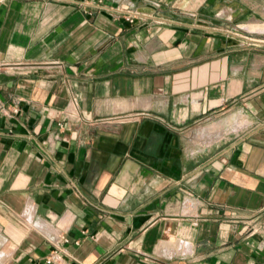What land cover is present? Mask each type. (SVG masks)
<instances>
[{"label": "crops", "instance_id": "obj_1", "mask_svg": "<svg viewBox=\"0 0 264 264\" xmlns=\"http://www.w3.org/2000/svg\"><path fill=\"white\" fill-rule=\"evenodd\" d=\"M102 1L0 0V264H264V0Z\"/></svg>", "mask_w": 264, "mask_h": 264}, {"label": "built area", "instance_id": "obj_2", "mask_svg": "<svg viewBox=\"0 0 264 264\" xmlns=\"http://www.w3.org/2000/svg\"><path fill=\"white\" fill-rule=\"evenodd\" d=\"M56 1H64V0H56ZM72 3H74L77 7H81L85 9L86 11L89 12V9H101V8H109L111 10H114V7H111L110 5H106L102 0H67ZM118 9V8H117ZM137 15V11L135 12L134 10H129L126 12V19L129 22H133L135 17ZM146 17V15L141 16ZM153 18L156 19L157 22H164L167 18L166 17H160V16H153ZM226 32L228 34H236L237 32L231 30V29H226ZM61 259V250L57 246L51 253L45 258L46 264H57L58 261Z\"/></svg>", "mask_w": 264, "mask_h": 264}, {"label": "bare ground", "instance_id": "obj_3", "mask_svg": "<svg viewBox=\"0 0 264 264\" xmlns=\"http://www.w3.org/2000/svg\"><path fill=\"white\" fill-rule=\"evenodd\" d=\"M240 120L237 122V123H235V125H233L232 126V128L234 129V130H238L240 127H243L244 125H246V120L244 119V118H239ZM216 126L217 125H215V124H212V125H210L209 126V128L211 127V128H216ZM2 254V253H1Z\"/></svg>", "mask_w": 264, "mask_h": 264}, {"label": "rangeland", "instance_id": "obj_4", "mask_svg": "<svg viewBox=\"0 0 264 264\" xmlns=\"http://www.w3.org/2000/svg\"><path fill=\"white\" fill-rule=\"evenodd\" d=\"M226 114H227V113H226ZM224 116H225V115H224ZM224 116H223V117H224ZM215 125H217V124H215Z\"/></svg>", "mask_w": 264, "mask_h": 264}]
</instances>
